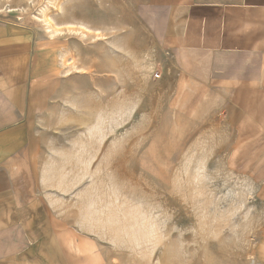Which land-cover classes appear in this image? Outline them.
I'll list each match as a JSON object with an SVG mask.
<instances>
[{
    "label": "rangeland",
    "instance_id": "rangeland-1",
    "mask_svg": "<svg viewBox=\"0 0 264 264\" xmlns=\"http://www.w3.org/2000/svg\"><path fill=\"white\" fill-rule=\"evenodd\" d=\"M48 4L62 30L54 35L39 18ZM0 12L37 33L50 92L43 124L91 142V209L81 221L106 264H257L259 217L227 164L224 108L169 84L130 6L0 0Z\"/></svg>",
    "mask_w": 264,
    "mask_h": 264
},
{
    "label": "crops",
    "instance_id": "crops-1",
    "mask_svg": "<svg viewBox=\"0 0 264 264\" xmlns=\"http://www.w3.org/2000/svg\"><path fill=\"white\" fill-rule=\"evenodd\" d=\"M118 1L153 39L169 84L224 108L227 164L258 213L264 264V0ZM37 43L31 25L0 12V264H106L81 221L91 142L43 124L50 92Z\"/></svg>",
    "mask_w": 264,
    "mask_h": 264
},
{
    "label": "bare ground",
    "instance_id": "bare-ground-1",
    "mask_svg": "<svg viewBox=\"0 0 264 264\" xmlns=\"http://www.w3.org/2000/svg\"><path fill=\"white\" fill-rule=\"evenodd\" d=\"M48 3L51 4L52 2L49 1ZM49 4L42 8L41 17H39V18L42 19L46 23L48 32H50L52 35H54L55 33L62 32V30L57 28L56 27L57 25H54L52 23V19H51L50 15H49V12H48L49 9H50L48 7ZM72 25H73V23L71 22L70 26H72Z\"/></svg>",
    "mask_w": 264,
    "mask_h": 264
},
{
    "label": "built area",
    "instance_id": "built-area-1",
    "mask_svg": "<svg viewBox=\"0 0 264 264\" xmlns=\"http://www.w3.org/2000/svg\"><path fill=\"white\" fill-rule=\"evenodd\" d=\"M157 77H159V74H156Z\"/></svg>",
    "mask_w": 264,
    "mask_h": 264
}]
</instances>
